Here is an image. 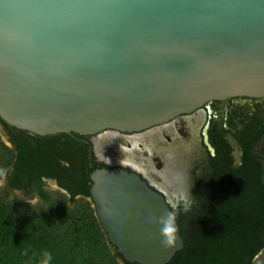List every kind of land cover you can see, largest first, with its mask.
Returning <instances> with one entry per match:
<instances>
[{
  "label": "water",
  "instance_id": "95a60500",
  "mask_svg": "<svg viewBox=\"0 0 264 264\" xmlns=\"http://www.w3.org/2000/svg\"><path fill=\"white\" fill-rule=\"evenodd\" d=\"M264 99V0H0V120L39 137L145 131L213 102ZM111 244L169 264L165 196L122 168L91 174ZM151 221V222H150Z\"/></svg>",
  "mask_w": 264,
  "mask_h": 264
},
{
  "label": "trees",
  "instance_id": "16d2710c",
  "mask_svg": "<svg viewBox=\"0 0 264 264\" xmlns=\"http://www.w3.org/2000/svg\"><path fill=\"white\" fill-rule=\"evenodd\" d=\"M0 122L12 146L0 137V179L7 170L11 188L28 189L42 201L32 209L0 195V264H132L111 244L97 217L90 193L97 167H90L87 150L75 141L83 136L39 137ZM211 135L214 173L196 182L187 211L186 204L178 214L173 211L184 249L169 264H254L264 251V160L254 155L264 131L235 136L238 166L228 139L221 145L218 134ZM44 179L56 180L67 194L46 191Z\"/></svg>",
  "mask_w": 264,
  "mask_h": 264
},
{
  "label": "flooded vegetation",
  "instance_id": "af4514ba",
  "mask_svg": "<svg viewBox=\"0 0 264 264\" xmlns=\"http://www.w3.org/2000/svg\"><path fill=\"white\" fill-rule=\"evenodd\" d=\"M241 100L255 102L264 101V99L255 100L247 98L226 100L227 107L230 108V110L226 112V116L224 114L221 118L218 117L217 114L219 110L217 104L220 102H213L205 105L203 107L205 120L198 136H195L193 133L195 119L192 117L199 110L189 115L179 116L166 124L155 126L145 131L120 133L107 130L97 135L83 136V138L80 139L77 138L75 141L78 144L77 148H84L87 150L88 161L91 163V168H94V166L97 167V169L122 168L131 173H137L152 189L163 194L168 204L172 207V199H170V197L173 199L175 198L160 186L166 185L165 187L168 188V182L176 186L179 185L181 181L180 174H182V172H179L180 164L174 160L178 159L179 151L182 150L184 147L183 145L194 139H199L200 147L203 149L204 156L198 155L196 158L194 155L189 160V163H196L197 159H199L200 161L202 160L201 163H203V167L200 168L202 170L201 173H198V164L196 168L192 167V170L195 168L193 170L195 187L196 182L209 179L211 174L214 173V168L211 167L210 160L215 157L216 151L212 143L211 134H218V141L221 145H225L226 139H228L227 142L230 143L232 149H234L233 143L235 144L239 156L238 158L235 157V149L232 152V156L234 157V166H238L242 164V161L241 152L239 151L235 136L240 138L244 133L250 132L256 135L258 132L264 131V120L257 119V117L260 116V108L251 107V112L240 113L238 108L241 107L239 103L236 102ZM0 126L7 132L1 122ZM263 138L264 135L262 136V139ZM38 146V143L32 142L33 149H37ZM40 147L43 146L40 145ZM256 147L254 149V155L264 160V158L256 154ZM74 152L79 153V150L76 149ZM71 154L73 155V153ZM60 160L61 159H59V161ZM61 163L67 165L66 161L61 160ZM46 181H53L61 190L56 180L44 179V183ZM194 189L195 188L192 189V194Z\"/></svg>",
  "mask_w": 264,
  "mask_h": 264
},
{
  "label": "rangeland",
  "instance_id": "374dc122",
  "mask_svg": "<svg viewBox=\"0 0 264 264\" xmlns=\"http://www.w3.org/2000/svg\"><path fill=\"white\" fill-rule=\"evenodd\" d=\"M236 103H239L241 108H238V111L240 110V113H247L251 112V109L254 108H260V119L264 120V101L255 102V101H237ZM258 106H257V105ZM218 107V117H222V115H227L226 112L230 110V108L227 107L226 101L220 102L217 104ZM252 107V108H251ZM195 119V126H193V133L195 136H198L200 134L202 125L205 120V113L202 109H199L196 114L193 115ZM0 137L4 144H6L8 147H12L9 142V137L7 135V132L3 130V127L0 126ZM196 138V137H195ZM233 143V142H232ZM181 151H179L178 159H175V162H178L180 165L179 172H182L180 174V183L178 186L168 182L167 187L160 186L162 189L168 192L171 196H173L175 199L171 198L172 203V209L175 213H179V207L182 204H190L191 198H192V189L194 188V180L193 179V170L196 168V165L198 164L199 170L198 173H201L202 170V160L200 161L197 159L196 163H189V160L195 155L197 156H204L203 149L200 147L199 139H194L193 141L187 142ZM182 147V146H181ZM233 147L235 149V157L238 158L239 152L233 143ZM256 154L262 158H264V138L260 141V143L257 145ZM3 154L2 151H0V157ZM192 167H195L192 170ZM9 176L10 172L7 170L2 174L0 179V195L8 202H15L19 207H26V208H32L36 209L41 207L42 201L38 198L37 194L28 190V189H22V190H15L9 186ZM161 185V184H160ZM44 189L54 195H57L60 197L61 195H66L67 193L63 190H60L57 185L52 181H46ZM169 190V191H168ZM183 201V202H182ZM254 264H264V251L255 259Z\"/></svg>",
  "mask_w": 264,
  "mask_h": 264
},
{
  "label": "clouds",
  "instance_id": "9594fccd",
  "mask_svg": "<svg viewBox=\"0 0 264 264\" xmlns=\"http://www.w3.org/2000/svg\"><path fill=\"white\" fill-rule=\"evenodd\" d=\"M185 210H188L186 203ZM151 222V221H150ZM154 223L158 225V232L161 237V244L164 247L174 246L177 242L175 233L177 232L176 216L172 211H166L155 218ZM51 259V255L48 254Z\"/></svg>",
  "mask_w": 264,
  "mask_h": 264
}]
</instances>
